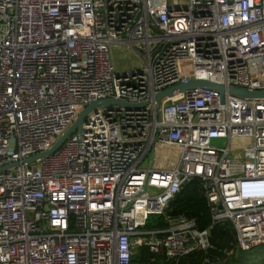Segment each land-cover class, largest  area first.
Returning a JSON list of instances; mask_svg holds the SVG:
<instances>
[{"label": "built area", "instance_id": "1", "mask_svg": "<svg viewBox=\"0 0 264 264\" xmlns=\"http://www.w3.org/2000/svg\"><path fill=\"white\" fill-rule=\"evenodd\" d=\"M114 45L139 64L116 69ZM188 79L264 89V0H0V264L177 262L210 247L195 219L167 214L192 179L232 225L228 255L264 245V98L152 100ZM105 98L152 102L98 105L25 160ZM158 148L175 159L153 167ZM154 214L165 226L148 227Z\"/></svg>", "mask_w": 264, "mask_h": 264}, {"label": "trees", "instance_id": "2", "mask_svg": "<svg viewBox=\"0 0 264 264\" xmlns=\"http://www.w3.org/2000/svg\"><path fill=\"white\" fill-rule=\"evenodd\" d=\"M167 214L171 217L185 215L196 221L199 229L209 230L210 247L206 249L195 250L186 257L176 261L161 260L160 264H261L248 263L249 251L236 252L228 255V252L234 248V232L230 221L216 222L212 219L206 197L196 179L187 181L169 203ZM165 226L163 216L148 227ZM264 249L260 247L258 250Z\"/></svg>", "mask_w": 264, "mask_h": 264}, {"label": "water", "instance_id": "3", "mask_svg": "<svg viewBox=\"0 0 264 264\" xmlns=\"http://www.w3.org/2000/svg\"><path fill=\"white\" fill-rule=\"evenodd\" d=\"M195 88H208L215 90L219 93L220 102H223L224 100V94L225 92H228L234 96L242 97V98H264V89H253L248 90L247 88H241V87H234V86H225L223 84L205 80V79H188L183 82H179L177 84H174L170 87H167L158 93H156L153 96L154 101L159 102L161 98L165 96H173L177 93L183 92L185 90L189 89H195ZM151 99H148L143 102L139 103H129L123 100H118L114 98H105V99H99L95 101H91L88 105H86L79 113L75 121L70 125L64 133L54 142V144L46 151L31 155L27 157L25 160L27 162L32 161L36 158L46 156L53 151H55L57 148H59L63 142L66 140V138L72 134L74 130H77V132L81 131L82 128V122L85 117V115L91 110L97 107L98 105H102L104 107H109L111 104L121 105L128 109H137L139 107L145 106L146 104H149L152 102ZM15 163H12L14 165ZM9 165H4L0 167V172L5 170Z\"/></svg>", "mask_w": 264, "mask_h": 264}, {"label": "rangeland", "instance_id": "4", "mask_svg": "<svg viewBox=\"0 0 264 264\" xmlns=\"http://www.w3.org/2000/svg\"><path fill=\"white\" fill-rule=\"evenodd\" d=\"M111 59L116 69H126L133 65L139 64V58L135 56L130 49L125 48L121 45H114L111 48ZM189 64V62H187ZM191 70V67L188 68L185 67L184 73H189ZM255 74L258 76H261L262 73L260 70H256ZM225 138H211L210 139V145L223 148L225 147ZM175 154L167 149H157V153L155 155V159L153 162V167H159V166H165L161 163V161H166L167 163L173 161L175 159ZM152 159V153H148L146 156L143 165L148 166L150 164V161ZM158 218V215H150L149 216V222H154ZM264 245L258 246L253 248L249 251V258L248 263L256 262L264 264V249L258 250L260 247H263Z\"/></svg>", "mask_w": 264, "mask_h": 264}]
</instances>
